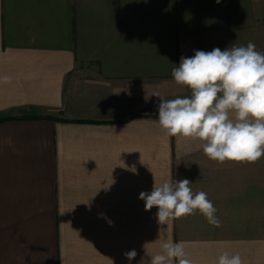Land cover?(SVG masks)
I'll return each instance as SVG.
<instances>
[{
	"label": "crops",
	"instance_id": "obj_1",
	"mask_svg": "<svg viewBox=\"0 0 264 264\" xmlns=\"http://www.w3.org/2000/svg\"><path fill=\"white\" fill-rule=\"evenodd\" d=\"M262 23L264 0H0V264H140L165 240L192 264H264V157L208 159L152 96L190 95L181 57ZM185 178L219 226L145 210L142 191Z\"/></svg>",
	"mask_w": 264,
	"mask_h": 264
},
{
	"label": "clouds",
	"instance_id": "obj_2",
	"mask_svg": "<svg viewBox=\"0 0 264 264\" xmlns=\"http://www.w3.org/2000/svg\"><path fill=\"white\" fill-rule=\"evenodd\" d=\"M171 76L190 95L166 99L153 92L160 100L158 124L169 137L199 141L207 158L218 163H252L264 157V52L254 43L233 44L223 51L196 50L192 57H181ZM191 183L186 178L154 183L139 199L146 211L158 209L155 217L161 225L198 211L209 224L219 226L213 202L206 192L194 193ZM160 248L140 264H192L183 242L165 240ZM124 256L131 264L137 252L132 249ZM216 264H243V260L238 253L225 251Z\"/></svg>",
	"mask_w": 264,
	"mask_h": 264
},
{
	"label": "rangeland",
	"instance_id": "obj_3",
	"mask_svg": "<svg viewBox=\"0 0 264 264\" xmlns=\"http://www.w3.org/2000/svg\"><path fill=\"white\" fill-rule=\"evenodd\" d=\"M250 41L256 45V49L258 51L264 52V23L259 26L255 33L249 35L238 34L231 39L221 40L218 44V48L225 50L226 48L231 47L233 44L237 46H246ZM20 119H24V117Z\"/></svg>",
	"mask_w": 264,
	"mask_h": 264
},
{
	"label": "trees",
	"instance_id": "obj_4",
	"mask_svg": "<svg viewBox=\"0 0 264 264\" xmlns=\"http://www.w3.org/2000/svg\"><path fill=\"white\" fill-rule=\"evenodd\" d=\"M10 119H13V118L12 117H7V116H3V117H0V122L1 121H6V120H10Z\"/></svg>",
	"mask_w": 264,
	"mask_h": 264
}]
</instances>
